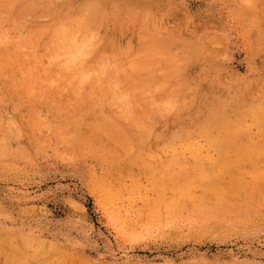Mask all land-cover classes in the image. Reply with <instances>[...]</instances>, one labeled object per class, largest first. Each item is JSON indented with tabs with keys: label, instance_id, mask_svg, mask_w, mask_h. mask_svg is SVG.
Instances as JSON below:
<instances>
[{
	"label": "rangeland",
	"instance_id": "obj_1",
	"mask_svg": "<svg viewBox=\"0 0 264 264\" xmlns=\"http://www.w3.org/2000/svg\"><path fill=\"white\" fill-rule=\"evenodd\" d=\"M125 1L64 77L47 39L76 0L0 12V264H264V0ZM125 104L151 129L113 134Z\"/></svg>",
	"mask_w": 264,
	"mask_h": 264
},
{
	"label": "bare ground",
	"instance_id": "obj_2",
	"mask_svg": "<svg viewBox=\"0 0 264 264\" xmlns=\"http://www.w3.org/2000/svg\"><path fill=\"white\" fill-rule=\"evenodd\" d=\"M113 2L115 4L120 2L121 3L120 6L124 9L126 13H128L129 9L131 8V5L127 3L125 0H113ZM42 3L43 5L39 6ZM37 4L39 5L37 6ZM48 6H50V0H0V12L3 14L10 13V12H13V9H14L15 12H17L18 14V18H19V15L21 18L23 17L25 18L29 14H32L34 11L37 12L40 9H44ZM64 8L65 9L62 10V13L59 16L61 18L58 19L57 23H54L51 26L52 27V29H50L51 36H49L50 37L49 39L51 41L47 39L49 43L51 42V43H54L55 45L57 44V47H59V52L57 54H54L53 58H55L56 60H62V62L51 64V66L53 67V69H56L57 71H59L61 73L59 74V76H62V77H64L63 74L68 69H70V64L83 62L85 54L89 51V47L87 46V41L91 39V34H90L91 28L89 26L90 21L92 20L93 23L98 25L102 21L103 11H105V8L103 7V0H76L75 8L79 12V15H73V13L69 11L71 8L66 4L64 5ZM3 28H4V24L3 23L1 24L0 22V31ZM0 36H1V33H0ZM14 43L16 45L17 53L15 54V63L12 65L17 67L18 69L19 62L23 60L22 56L19 55L20 53L19 44L21 43H19V39H16ZM1 44H2V41L0 43V62L1 63L4 62L9 65V62L5 60L4 53L2 52V49H1ZM80 74L82 75V73ZM39 77L41 79H45L42 71L39 73ZM96 80L97 81L93 82V84H95L96 86L97 85L99 86L97 87L98 90H100L101 92H105V93L112 92L116 100L121 98L120 92L119 93H117L118 91L116 92L115 86H117L118 84V79L114 75L108 74ZM67 81H70V79H67ZM158 85H159V89L161 90L162 94L165 97H167L169 101L171 99V96L169 93L168 82L163 80L159 82ZM70 92L72 94L82 93V90L80 89V87H71ZM152 101L150 103H153ZM169 102L171 103V101ZM91 103H93V98L90 95H87L84 98L82 105H80V107L78 106L74 108V110L80 113L89 112L91 105H92ZM114 104H117V103H114ZM153 112H154V109L147 106L143 108L140 113V116H142L143 118L139 119V117L138 118L133 117V114H131L130 112L129 106H127L126 104L122 106H113L112 114L109 116V118L105 119V122L104 121L103 122L105 125L110 124L109 129L113 130V134L116 133L119 136H121L122 135L121 133L124 131H126L125 133H128L130 131L132 132V130H140L142 128L146 129L145 127H148L147 129H151L149 128L150 127L149 123L151 122V116ZM116 120H118L121 126L117 124ZM113 122L115 123L117 127L113 126L112 124ZM77 129H78V126H77ZM115 137H117V135H115ZM79 138H82V137H79ZM79 138H76L75 141ZM120 140H123V139H120ZM130 141L136 142L135 139L133 138L126 140V142H130ZM138 141H141V139H138ZM123 142H125V140ZM0 147H2L1 144H0ZM168 183H169L168 185L169 188L175 186L172 184H176L174 181H168ZM7 244L3 245L2 243H0V253H4V255H7L8 261L10 263L15 257L13 253L16 250H13L15 248L10 247L11 245L8 246ZM47 264H62V263L61 261H59V262H55V263L52 262V263H47Z\"/></svg>",
	"mask_w": 264,
	"mask_h": 264
}]
</instances>
